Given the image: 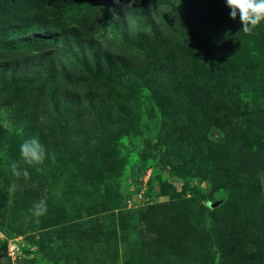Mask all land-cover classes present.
Segmentation results:
<instances>
[{"label": "rangeland", "instance_id": "1", "mask_svg": "<svg viewBox=\"0 0 264 264\" xmlns=\"http://www.w3.org/2000/svg\"><path fill=\"white\" fill-rule=\"evenodd\" d=\"M201 11L217 26L190 46L195 34L181 28L190 23L174 0L149 10L143 21L157 25L166 58L141 59L145 83L132 85L124 76L96 107L82 99L79 112L65 117L67 132L83 133L80 157L95 155L87 169L77 166L81 160L65 162L70 143L53 125L65 106L77 110L76 99L39 101V84L14 89L9 81L22 72L0 59V231L24 240L22 264H264V49L255 60L252 46L239 47L252 35L230 10L223 18ZM173 71L170 86L165 76ZM163 83L157 91L146 88ZM228 102L234 111L224 119ZM218 125L231 126L230 133H213ZM32 138L44 147L39 165L17 155ZM242 156H254L253 164ZM113 191L119 201L109 207ZM41 199L47 210L34 216L28 210ZM94 204L104 207L90 222ZM120 209L132 220L121 221ZM4 251L0 241V264H10Z\"/></svg>", "mask_w": 264, "mask_h": 264}, {"label": "trees", "instance_id": "2", "mask_svg": "<svg viewBox=\"0 0 264 264\" xmlns=\"http://www.w3.org/2000/svg\"><path fill=\"white\" fill-rule=\"evenodd\" d=\"M174 1L176 8L180 10V15L190 23L181 24V28L190 27L195 34L196 40H192L190 46L199 43L201 39V42L206 41L205 31L217 26V20L215 24L208 21L201 10L210 9L214 18H223L225 10H230L225 0ZM165 3L166 0H0V59L8 60V65L19 69L23 75L21 79L14 77L9 84L14 89L17 86L18 91L23 88H34L35 84H39L43 88L42 91L36 88L39 101H54L53 99L57 100L59 97L76 99L77 110L65 106L62 119L61 114H58L59 118L53 123L56 129L60 128L61 139L67 138L70 143L65 162L76 165V161L81 160L80 165L77 166L87 169V160L95 156L89 155L82 159L80 140L83 133L71 134L62 125L65 117L72 110L79 112L81 100H89L92 104L94 102L93 105L96 107L95 102H99L97 99L104 92L123 84L124 76H128L127 80L132 85H137L138 82L145 83L143 60L152 62L155 56L162 60L166 58L167 48L161 45L162 36L158 33L157 25H148L143 21L150 17L149 10L152 13L158 11ZM153 6L158 7L153 9ZM165 18L166 16L163 17L164 20ZM249 31L252 35L249 36V40L255 39L257 47L252 44L254 40H245L239 44V47L252 46L254 59L258 60V48L264 49V20L254 27L250 26ZM257 38L262 40L259 41ZM160 51L163 53L162 56L159 54ZM124 54L125 56L122 57L121 55ZM263 56L264 54L259 56V61L264 64ZM36 66L41 70L33 76ZM132 67L136 69H131ZM172 67H174L173 63ZM257 68L259 69L260 65ZM137 69V75L129 78V75ZM226 73L228 74L225 71L224 75ZM174 74L175 71L165 76L166 83L170 86L173 85L170 80H174ZM45 75H49L47 80L51 79L50 82H44ZM53 83H56L55 88L48 94L47 87L52 86ZM100 86L104 91L93 89ZM148 87L157 91L159 88H165V85L164 83L146 85V88ZM261 92L264 95V87ZM229 104L230 102L223 106L224 119L233 114L234 108ZM57 107V105L54 107V113L60 112ZM230 129L231 126L218 125L211 131L228 135ZM17 155L20 157V152ZM253 158L254 156L251 158L242 156L240 160L243 164L251 166ZM102 160L114 165L111 158ZM103 161L101 163H104ZM31 176L33 177L32 174ZM130 196L123 200L124 203L132 198ZM118 201V193L113 191L107 201L109 207H113ZM98 206L100 204L90 206L92 215L90 222L97 220L101 213V208ZM104 210L106 208L102 211V219L107 216L103 213ZM119 213L122 216L121 221L132 220L128 211L121 210ZM101 232L99 227L94 226L92 233L95 238H99ZM3 244L6 250V242L3 241Z\"/></svg>", "mask_w": 264, "mask_h": 264}, {"label": "clouds", "instance_id": "3", "mask_svg": "<svg viewBox=\"0 0 264 264\" xmlns=\"http://www.w3.org/2000/svg\"><path fill=\"white\" fill-rule=\"evenodd\" d=\"M226 5L229 7V16L232 18H236L239 16L240 21L243 25V30L248 32L250 30V26L254 27L258 22L264 20V0H225ZM20 154L24 158V162L27 164H36L39 165L42 163L44 159V147L39 142L38 139L32 138L30 140H25L20 145ZM12 172L14 175L19 176L21 174L20 171L17 170V166L15 163L11 165ZM40 169H37L39 171ZM23 175L27 176V170H23ZM130 204V200H128V205ZM47 210V205L44 199H41L39 202L33 204L31 208H29V212L34 216H40L44 214ZM3 237L0 238V241L6 242V250L5 253L9 257L10 264H13L11 257L8 255V241L10 239H17V243L20 244V256L18 259V264H22L20 260L23 258L24 254V240L19 242L21 237H7L2 231ZM25 264V263H23Z\"/></svg>", "mask_w": 264, "mask_h": 264}, {"label": "built area", "instance_id": "4", "mask_svg": "<svg viewBox=\"0 0 264 264\" xmlns=\"http://www.w3.org/2000/svg\"><path fill=\"white\" fill-rule=\"evenodd\" d=\"M3 237V234L0 232V238ZM17 239H10L8 241V255L11 257L13 264H18V259L20 256V244H18Z\"/></svg>", "mask_w": 264, "mask_h": 264}]
</instances>
